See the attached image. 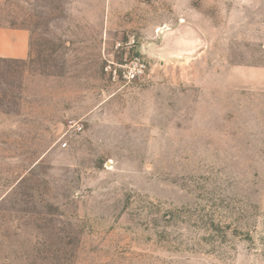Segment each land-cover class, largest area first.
<instances>
[{
	"label": "rangeland",
	"instance_id": "obj_1",
	"mask_svg": "<svg viewBox=\"0 0 264 264\" xmlns=\"http://www.w3.org/2000/svg\"><path fill=\"white\" fill-rule=\"evenodd\" d=\"M0 28L28 37L0 264H264V0H0Z\"/></svg>",
	"mask_w": 264,
	"mask_h": 264
},
{
	"label": "crops",
	"instance_id": "obj_2",
	"mask_svg": "<svg viewBox=\"0 0 264 264\" xmlns=\"http://www.w3.org/2000/svg\"><path fill=\"white\" fill-rule=\"evenodd\" d=\"M28 54V37L23 30L0 28V57L23 59Z\"/></svg>",
	"mask_w": 264,
	"mask_h": 264
},
{
	"label": "built area",
	"instance_id": "obj_3",
	"mask_svg": "<svg viewBox=\"0 0 264 264\" xmlns=\"http://www.w3.org/2000/svg\"><path fill=\"white\" fill-rule=\"evenodd\" d=\"M145 71H146L145 64L135 59L124 67V70L122 71V79L128 83L133 82L142 75H144ZM70 128H72L74 132H79L82 130V125L71 123ZM66 147H67L66 140H64L59 144L60 149H65Z\"/></svg>",
	"mask_w": 264,
	"mask_h": 264
}]
</instances>
